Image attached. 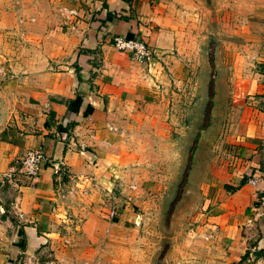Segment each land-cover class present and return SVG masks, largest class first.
Wrapping results in <instances>:
<instances>
[{"label": "crops", "instance_id": "obj_1", "mask_svg": "<svg viewBox=\"0 0 264 264\" xmlns=\"http://www.w3.org/2000/svg\"><path fill=\"white\" fill-rule=\"evenodd\" d=\"M175 2L35 0L37 27L47 31L42 52L6 81L17 113L0 128V264H118L113 242L122 211L112 190L123 153L119 133L136 120H155L149 114L166 87L152 85L175 77L188 49L192 62L200 55L201 24L183 19L189 7ZM239 6L240 15H226L221 27L208 23L207 39L213 45L219 30L236 34L264 62V0ZM113 36L142 40L154 60L131 61ZM235 57L245 63L247 54L240 49ZM262 73L240 72L234 93L264 94ZM240 102L210 168L206 225L221 234V264H264V96ZM34 148L43 159L29 178L19 162ZM73 177L74 197L59 200Z\"/></svg>", "mask_w": 264, "mask_h": 264}, {"label": "rangeland", "instance_id": "obj_2", "mask_svg": "<svg viewBox=\"0 0 264 264\" xmlns=\"http://www.w3.org/2000/svg\"><path fill=\"white\" fill-rule=\"evenodd\" d=\"M34 2L0 0V128L17 113L6 81L30 68L29 60L42 52L47 34L37 27ZM175 3L189 7L183 19L193 17L201 24L200 55L192 62L188 49L175 77L152 85L166 87L149 114L155 120H136L119 133L123 153L112 190L122 211V223L114 231L120 239L113 242L120 248L118 264L223 262L221 234L206 225L210 168L231 135L242 98L256 103L264 96L234 93L240 72H263L264 62L251 56L252 47L239 46L236 34L223 30L216 29L213 45L207 39L208 23L221 27L226 15H240V0ZM225 38L231 44L225 45ZM240 49L242 56L247 54L245 63L235 57Z\"/></svg>", "mask_w": 264, "mask_h": 264}, {"label": "built area", "instance_id": "obj_3", "mask_svg": "<svg viewBox=\"0 0 264 264\" xmlns=\"http://www.w3.org/2000/svg\"><path fill=\"white\" fill-rule=\"evenodd\" d=\"M112 45L119 51H123L128 54L131 61L137 63H145L149 65L155 58V51L147 46L142 40L129 37H112ZM82 153V151H80ZM43 159L42 152L39 148L27 150L19 162V172L29 178H34L39 170L41 161ZM59 171V166L53 164V172L56 174ZM84 181L86 179H83ZM72 184H69L66 188L57 193V198L59 200H67L68 198H73L75 191L77 189L76 182H78L77 177H73ZM249 183L254 184L255 180L253 178L248 180ZM110 214H114V210L110 211Z\"/></svg>", "mask_w": 264, "mask_h": 264}, {"label": "trees", "instance_id": "obj_4", "mask_svg": "<svg viewBox=\"0 0 264 264\" xmlns=\"http://www.w3.org/2000/svg\"><path fill=\"white\" fill-rule=\"evenodd\" d=\"M262 71H263V73H264V65H263V70H262ZM259 253H260V254H264L263 251H259Z\"/></svg>", "mask_w": 264, "mask_h": 264}]
</instances>
